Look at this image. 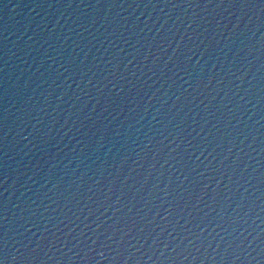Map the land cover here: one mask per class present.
I'll list each match as a JSON object with an SVG mask.
<instances>
[{
    "label": "water",
    "instance_id": "95a60500",
    "mask_svg": "<svg viewBox=\"0 0 264 264\" xmlns=\"http://www.w3.org/2000/svg\"><path fill=\"white\" fill-rule=\"evenodd\" d=\"M4 264H264V0H0Z\"/></svg>",
    "mask_w": 264,
    "mask_h": 264
},
{
    "label": "snow or ice",
    "instance_id": "6c2138e0",
    "mask_svg": "<svg viewBox=\"0 0 264 264\" xmlns=\"http://www.w3.org/2000/svg\"><path fill=\"white\" fill-rule=\"evenodd\" d=\"M0 264H4V261L3 260H0Z\"/></svg>",
    "mask_w": 264,
    "mask_h": 264
}]
</instances>
